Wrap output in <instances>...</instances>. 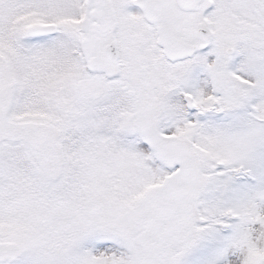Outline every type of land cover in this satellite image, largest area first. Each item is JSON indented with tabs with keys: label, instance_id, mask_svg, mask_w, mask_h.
<instances>
[{
	"label": "snow or ice",
	"instance_id": "6c2138e0",
	"mask_svg": "<svg viewBox=\"0 0 264 264\" xmlns=\"http://www.w3.org/2000/svg\"><path fill=\"white\" fill-rule=\"evenodd\" d=\"M0 264H264V0H0Z\"/></svg>",
	"mask_w": 264,
	"mask_h": 264
}]
</instances>
